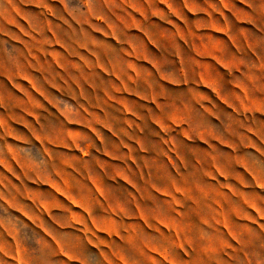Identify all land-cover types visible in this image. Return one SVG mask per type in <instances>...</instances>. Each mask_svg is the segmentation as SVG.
Wrapping results in <instances>:
<instances>
[{"label":"crops","instance_id":"0c3cea01","mask_svg":"<svg viewBox=\"0 0 264 264\" xmlns=\"http://www.w3.org/2000/svg\"><path fill=\"white\" fill-rule=\"evenodd\" d=\"M0 108V264H264V0H0Z\"/></svg>","mask_w":264,"mask_h":264},{"label":"rangeland","instance_id":"374dc122","mask_svg":"<svg viewBox=\"0 0 264 264\" xmlns=\"http://www.w3.org/2000/svg\"><path fill=\"white\" fill-rule=\"evenodd\" d=\"M10 96L12 97L11 100H19L18 97H22L21 94H17V93H16V97L13 96V95H10ZM7 111H8V113H7ZM9 113L14 114L15 117H17V116L21 117V116H23L24 111L22 109H14V108L13 109H9V108L8 109H5V108H0V120H2V118H4V117H8ZM1 133H2V130H1V126H0V138H1L0 139V153L2 151V148L4 146H6L7 143H8L5 138L2 139ZM9 143H11L12 147H14L15 149H17L18 147L19 148H22V142H21V144H18L17 142H9ZM192 143H194V142H192ZM197 145H198L197 143H194L193 144V147H196ZM166 148H167L168 154L170 156H172V157L175 158L176 157V151H175L176 149H175L174 144L171 143V142H168V144L166 145ZM242 149H244V148H242ZM247 152L248 151H244L243 150L242 151V154L243 153H246L247 154ZM225 154H226V151L224 150V155ZM0 159L2 160V162H0V166H2V164H5V162L3 163V161H4V159L6 160L7 157L5 155L4 156H0ZM16 160L20 161L21 164H22V158H18ZM16 160L10 159L9 162L14 165V164L18 163ZM2 180H6V174H2ZM16 181H18V183L21 186V184H22L21 180L16 179ZM15 188H17L18 191H22V188L19 187V186H17V185H16ZM19 193L21 194L22 192H19ZM0 196H4V197L6 196V194H5V192L3 190H0ZM14 207H16V206H14ZM174 240H175L174 243H183V244H185V243H192L194 245H197L198 244L197 241L199 240V238L198 237H183V238L160 237L159 238V242L157 244H167V243L171 244ZM144 243L150 244L151 242H149L147 238H144Z\"/></svg>","mask_w":264,"mask_h":264}]
</instances>
